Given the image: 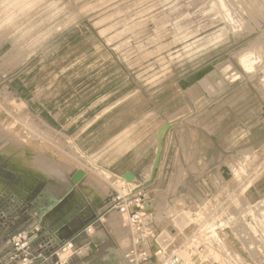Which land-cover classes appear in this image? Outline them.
Returning <instances> with one entry per match:
<instances>
[{
	"label": "rangeland",
	"instance_id": "obj_1",
	"mask_svg": "<svg viewBox=\"0 0 264 264\" xmlns=\"http://www.w3.org/2000/svg\"><path fill=\"white\" fill-rule=\"evenodd\" d=\"M0 46L5 67L13 64L3 75L8 71L16 75L23 65L40 60L48 67L53 61L66 66L79 61L84 66L81 76L88 65L95 66L97 76H111V88L118 98L120 94L131 96L130 100L156 96L161 107L170 98L184 107L203 110L228 96L213 106L234 108L236 113L232 119L231 114L225 116V131L219 133L223 150H238L240 156L224 163L233 173L235 187L223 179L224 191L233 197H225L222 214L226 219L237 217L238 223L229 225L226 233L233 240L229 231L237 227L241 236L257 237L260 241L248 244L252 252L248 246L232 243L242 257L240 264H264V187L254 189L252 199L245 192L250 182L264 185V0H224L223 5L220 0H0ZM245 52L253 54L250 73L239 63ZM5 85L1 83L0 88ZM3 90L7 95L6 87ZM7 97L0 99V111L9 105L16 111L25 108L22 102L7 101ZM248 120L250 128L244 125ZM15 123L22 121L16 117ZM64 135L63 148L47 147L64 163L65 168H59L69 172L85 168L89 183H98L101 169L77 146V138ZM233 135L238 137L237 143ZM202 139L206 143L202 149L211 152L209 139L204 135ZM223 154V160L231 155ZM12 161L18 171L26 167L21 155ZM174 168V164L166 165L162 171L163 186ZM102 174L106 179L111 176L106 171ZM60 179L67 178L64 174ZM184 217H189L188 224L196 222L189 210L177 215L175 225L181 230L187 226ZM118 219L111 215L103 222L116 227ZM223 241L227 244L225 238ZM119 244L125 249L130 242L126 239ZM105 246L115 248L112 241ZM203 258L210 260L207 254Z\"/></svg>",
	"mask_w": 264,
	"mask_h": 264
},
{
	"label": "crops",
	"instance_id": "obj_2",
	"mask_svg": "<svg viewBox=\"0 0 264 264\" xmlns=\"http://www.w3.org/2000/svg\"><path fill=\"white\" fill-rule=\"evenodd\" d=\"M2 61L0 59V85L6 83L7 95L5 87L0 88V99L8 96L7 101L15 99L25 105L16 111L8 104L7 110L0 111V258L3 260H8L12 253L11 237L21 229L38 225L39 237L33 250L44 249L47 253L76 236L94 217L105 213L113 195L112 187L102 174L105 171L119 176L132 174L134 182L148 181L159 146L158 141H153L167 123L171 128L163 142L161 162L153 181L148 184L154 194L152 205L156 219L165 227L175 224L177 215L221 195V168L234 155L240 157L238 150H223L219 139V133L225 131L222 122L225 116L231 114L232 119L236 113L234 108L213 106L228 96H222L203 110L184 107L170 98L166 107H161L156 96L130 100L131 96L123 98L120 94L118 98L119 94L111 88V76H97L95 66L90 65L81 76L80 68L84 66L79 61L69 66L53 61L54 65L48 67L40 60L38 64L23 65V70L16 75L11 74L12 71L3 75L13 64L5 67ZM64 67L65 70H61ZM16 117L22 123L16 124ZM230 124L236 123L230 121ZM244 125L248 127L249 120ZM64 133L77 138V146L94 167L101 169L102 173L96 177L98 183H89V174L83 168L85 177L68 192L71 176L82 168L63 171L64 163L47 149L48 145L63 148ZM193 133L197 134H194L196 138L192 137ZM203 135L209 139L211 152L202 149L206 145ZM234 136L237 143L238 137ZM223 152L231 155L223 160ZM16 155L27 161L26 167L19 171L12 161ZM171 164L175 165L174 171L163 186L160 175L166 165ZM63 173L66 180L60 179ZM50 180L55 182L48 184ZM42 191L45 194L36 202ZM51 193L60 203L50 213L36 215V210L49 205L47 199ZM111 215L119 218L121 225L110 227L103 222L90 238L94 252L86 258L74 256L70 264H109L112 261L128 264L125 256L130 248L121 249L119 241L121 236H126L131 242L132 232L124 216L113 211L106 218ZM81 239H76L77 246L84 244ZM110 241L115 248L105 246ZM48 264H54V260Z\"/></svg>",
	"mask_w": 264,
	"mask_h": 264
},
{
	"label": "built area",
	"instance_id": "obj_3",
	"mask_svg": "<svg viewBox=\"0 0 264 264\" xmlns=\"http://www.w3.org/2000/svg\"><path fill=\"white\" fill-rule=\"evenodd\" d=\"M223 168L228 169L229 178L224 177ZM221 176L234 186L233 173L228 167L221 168ZM106 180L113 190L107 211L89 221L76 236L46 253L44 249L33 250L39 237L38 225L21 229L10 239V257L6 261L0 258V264H11L13 261L17 264H48L51 260H54V264H70L74 256L86 258L95 250L90 238L96 228L103 224L107 214L113 211L125 217L132 232L133 244L125 256L128 264H240L242 257L235 251L232 242L241 243L246 249L252 240L260 241L255 236V239L241 236L237 227L229 231L233 240L227 235L228 226L238 223H235L237 217L226 219L222 214L225 197H233V193L226 189L224 191V183L220 196L189 209L190 218L193 216L196 222L188 224L189 217H184L187 226L181 230L173 223L162 226L156 219L152 205L154 194L148 185L149 180L128 182L124 176L119 175H111ZM224 238L228 245L224 243ZM76 239L85 242L77 246ZM183 249L188 250L190 258L182 257ZM248 249L253 251V247L248 246ZM205 254L210 260H204Z\"/></svg>",
	"mask_w": 264,
	"mask_h": 264
},
{
	"label": "water",
	"instance_id": "obj_4",
	"mask_svg": "<svg viewBox=\"0 0 264 264\" xmlns=\"http://www.w3.org/2000/svg\"><path fill=\"white\" fill-rule=\"evenodd\" d=\"M171 126L169 123L165 124L161 129L160 131L158 132L156 138L159 142V146H158V149H157V154H156V158H155V161L153 163V167H152V172H151V176H150V180H153V178L155 177V174L159 168V165H160V162H161V157H162V153H163V142H164V139L167 135V133L169 132ZM223 171H224V177L225 178H229V175H228V169L227 168H223ZM85 177V172L83 170H77L71 177V186L69 187L68 189V192H71L72 189H73V185H78L82 180L83 178ZM124 178L128 181V182H131L134 180V175L132 174H126L124 176ZM45 194V191H42L41 194L36 198V202L38 200L41 199L42 195ZM48 202H49V205L48 206H45L44 208H42L41 210H36L35 213H37L36 215H40V216H44L48 213H50L51 211H53L55 209V207L60 203V199L56 198L55 197V194L54 193H51L50 194V197L47 199ZM33 204H35V202H33ZM109 264H115L114 261H112L111 263Z\"/></svg>",
	"mask_w": 264,
	"mask_h": 264
},
{
	"label": "bare ground",
	"instance_id": "obj_5",
	"mask_svg": "<svg viewBox=\"0 0 264 264\" xmlns=\"http://www.w3.org/2000/svg\"><path fill=\"white\" fill-rule=\"evenodd\" d=\"M221 1V3H222V5H223V3H224V0H220ZM226 8V7H225ZM239 22V21H238ZM243 28V27H242ZM251 51V50H250ZM253 51V50H252ZM248 52V51H247ZM246 53V52H245ZM255 52L253 51V54H254ZM253 54H251V53H246V54H242L241 56H240V58H239V63L246 69V70H248L249 71V73L251 72L250 70H252V66L249 64V60L251 59L250 57H251V55H253ZM255 55V54H254ZM252 61H253V59H252ZM251 61V62H252ZM253 63V62H252ZM254 64V63H253ZM210 69V68H209ZM208 69V70H209ZM247 71V72H248ZM200 77H202V74H200V76H198V78H200ZM82 156V155H81ZM83 158H84V156H82ZM248 157V155L247 156H244V158H247ZM85 158H87V157H85ZM88 161V160H87ZM90 162V161H89ZM243 168V167H242ZM81 170H83V169H81ZM83 171H85V170H83ZM152 172V171H151ZM105 173V172H104ZM151 176V175H150ZM264 183V182H263ZM261 184V182H255L254 184H251V182H250V184L249 185H247V188H246V191L245 192H247V194L251 197V196H253L252 195V191L254 190V189H259V191L260 190H262L261 188H263L264 187V185H262ZM251 199H252V197H251ZM250 200V199H249ZM117 222L119 223V224H121V221L118 219L117 220ZM119 235V234H118ZM125 235V234H124ZM119 238H120V236H119ZM126 236L125 237H123L122 236V238L120 239V241H123V243L126 241ZM132 244H133V242H132V240H131V242H130V245L128 246V248L127 249H129V248H131V246H132ZM123 245V244H122ZM123 246H125V245H123ZM126 249V250H127ZM125 250V251H126ZM123 252V251H122ZM183 254H186L185 255V257H187V258H190V253L188 252V250H185L184 252H183ZM195 264V263H194Z\"/></svg>",
	"mask_w": 264,
	"mask_h": 264
}]
</instances>
